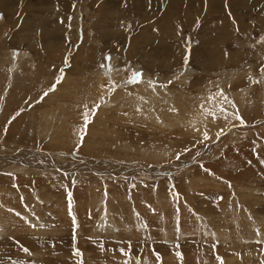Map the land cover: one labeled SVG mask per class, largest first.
<instances>
[{
	"label": "rangeland",
	"instance_id": "rangeland-1",
	"mask_svg": "<svg viewBox=\"0 0 264 264\" xmlns=\"http://www.w3.org/2000/svg\"><path fill=\"white\" fill-rule=\"evenodd\" d=\"M153 1L0 0V264H264V0Z\"/></svg>",
	"mask_w": 264,
	"mask_h": 264
},
{
	"label": "bare ground",
	"instance_id": "bare-ground-1",
	"mask_svg": "<svg viewBox=\"0 0 264 264\" xmlns=\"http://www.w3.org/2000/svg\"><path fill=\"white\" fill-rule=\"evenodd\" d=\"M154 1H156V0H154ZM153 1V2H154ZM161 1H164V0H161ZM175 3H178V4H180L181 3V1L180 0H173ZM212 2H215V1H221V0H211ZM68 2V1H67ZM210 3V5H212L213 6V3ZM134 6H135V4L133 3V2H129V3H127V1H126V3H125V6L123 7V9H122V13L124 14V15H126L127 13H130V12H132V11H134L135 12V10L133 9L134 8ZM8 8V7H7ZM65 8H69V6H67V4H65ZM11 9V11H12V8H10ZM9 9V10H10ZM110 9V8H109ZM7 10V9H6ZM8 10V11H9ZM167 10V9H166ZM206 16H207V14H204L203 16H194V19L192 20V19H190V20H188V23H189V25H192L197 19H199V18H201V19H203V21H204V19H206ZM160 22H161V20H160ZM178 22V21H177ZM235 23V22H234ZM24 26H27L28 28H31L32 29V24H29V23H26ZM194 27H196V25H194ZM222 27V25L220 24V28ZM232 28V30L233 29H237L238 28V26H236L235 28H233V26H231ZM191 28H192V26H191ZM176 29V21H173L172 22V24H171V37H173V30H175ZM231 30V31H232ZM32 31V30H31ZM180 31V30H179ZM218 34V33H217ZM220 34H221V31H220ZM219 36V35H218ZM158 38V37H157ZM160 38V37H159ZM145 41V40H144ZM165 41V40H164ZM141 42V41H140ZM159 42V41H158ZM135 43V42H134ZM158 46V45H157ZM150 47V46H149ZM164 47V46H163ZM173 48L172 49H170L169 47H165V48H161L162 49V52L163 53H165V52H168L169 50H170V53H174V54H178V55H181V53H182V51H181V49L178 47V44H173V46H172ZM159 48V47H158ZM156 49V48H155ZM176 49V50H175ZM145 52V51H144ZM138 54V53H137ZM140 54V53H139ZM154 55V54H153ZM150 56V55H149ZM159 56V55H158ZM151 57H149V59H150ZM173 58V57H172ZM150 63V62H149ZM150 68H151V66H150ZM103 80L102 79H100V82H102ZM139 88L141 89V87L139 86ZM138 88V89H139ZM139 89V90H140ZM163 109V108H162ZM185 109V108H184ZM158 111V110H157ZM163 113V112H162ZM157 114V113H156ZM161 114V113H160ZM189 114V113H188ZM160 118H161V116H160ZM157 123L159 122L160 124H162L161 122H162V120H160V119H158L157 121H156ZM52 137V136H51Z\"/></svg>",
	"mask_w": 264,
	"mask_h": 264
},
{
	"label": "snow or ice",
	"instance_id": "snow-or-ice-1",
	"mask_svg": "<svg viewBox=\"0 0 264 264\" xmlns=\"http://www.w3.org/2000/svg\"><path fill=\"white\" fill-rule=\"evenodd\" d=\"M140 76V73H133V79H137L138 77ZM45 95H47V93H45ZM221 111H226V110H224V109H221ZM236 119H240L241 120V122H243L242 121V118L241 117H239L238 115H236ZM205 138H207V134L205 133ZM71 197V194L69 193V198ZM17 215H19L18 213H17ZM69 215L70 216H72V221H73V225H76V218H75V216L72 214V211H71V199H69ZM24 251H28L27 249H24ZM77 255H80V253L77 251V253H76Z\"/></svg>",
	"mask_w": 264,
	"mask_h": 264
}]
</instances>
